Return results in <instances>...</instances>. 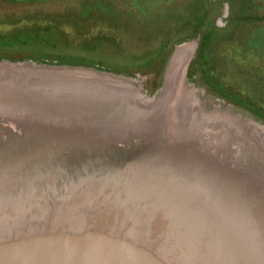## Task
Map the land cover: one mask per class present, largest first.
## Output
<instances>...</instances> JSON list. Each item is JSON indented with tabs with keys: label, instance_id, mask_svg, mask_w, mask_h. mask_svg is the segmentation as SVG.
Instances as JSON below:
<instances>
[{
	"label": "water",
	"instance_id": "water-1",
	"mask_svg": "<svg viewBox=\"0 0 264 264\" xmlns=\"http://www.w3.org/2000/svg\"><path fill=\"white\" fill-rule=\"evenodd\" d=\"M190 39L140 77L0 55V264H264V118Z\"/></svg>",
	"mask_w": 264,
	"mask_h": 264
},
{
	"label": "flooded vegetation",
	"instance_id": "flooded-vegetation-1",
	"mask_svg": "<svg viewBox=\"0 0 264 264\" xmlns=\"http://www.w3.org/2000/svg\"><path fill=\"white\" fill-rule=\"evenodd\" d=\"M31 16L89 26L100 18L152 41L151 49L128 55V61H113L114 56L95 50L106 58L96 60L126 71L145 61L157 62L176 41L196 37L191 69L200 72L209 88L264 118V0H0V21ZM58 35L51 36L61 40ZM70 49L66 51L75 50ZM71 56L100 58L86 53Z\"/></svg>",
	"mask_w": 264,
	"mask_h": 264
},
{
	"label": "rangeland",
	"instance_id": "rangeland-1",
	"mask_svg": "<svg viewBox=\"0 0 264 264\" xmlns=\"http://www.w3.org/2000/svg\"><path fill=\"white\" fill-rule=\"evenodd\" d=\"M110 22L111 21L109 20H101L99 18V20H95L93 26H89L87 24L80 25L75 23L74 21L68 20L50 18L38 19L35 16L28 17L23 21L1 20L0 44L8 43L10 44V46H0V55L2 57L11 59H28L49 63H86V65H93L99 68L120 72L126 75L138 74V77H140L141 75L139 73H135L136 70L151 68L152 65H155L162 61V58H160L157 62L151 61L152 63L148 64V62L146 63V61L144 60V65L138 66V68L133 71H126L119 70L117 69V67L112 66L105 61L101 62L99 60H96L105 57H102L101 55L98 56L95 50H104L106 53L114 56V58H112L113 61L116 59H120L121 61H128L130 60V58H125L128 55H142L146 52L147 49L152 48L153 42H150L149 39L140 40L135 34L127 32L121 27H116ZM52 34H59L58 37H60L61 40L53 39V36H51ZM49 38H52L54 41ZM191 39L196 41L197 47L196 37ZM46 40L49 41L46 42ZM68 47H71V49L75 50L66 51ZM106 50H109L111 52ZM73 52H75V54L86 53L92 56H98L100 58H92V60L81 59L79 58V56H71L75 55ZM196 69H199L198 64L196 66ZM191 72V77H196V74H200L198 70L194 69H192ZM150 76L151 74L147 75L145 78Z\"/></svg>",
	"mask_w": 264,
	"mask_h": 264
},
{
	"label": "trees",
	"instance_id": "trees-1",
	"mask_svg": "<svg viewBox=\"0 0 264 264\" xmlns=\"http://www.w3.org/2000/svg\"><path fill=\"white\" fill-rule=\"evenodd\" d=\"M53 40V39H52ZM49 41V40H48ZM47 40H46V42H48ZM54 41V40H53ZM53 45V44H52ZM0 46H10V44H8V43H2V44H0ZM54 46V45H53ZM55 47V46H54ZM80 64H83V63H80Z\"/></svg>",
	"mask_w": 264,
	"mask_h": 264
},
{
	"label": "bare ground",
	"instance_id": "bare-ground-1",
	"mask_svg": "<svg viewBox=\"0 0 264 264\" xmlns=\"http://www.w3.org/2000/svg\"><path fill=\"white\" fill-rule=\"evenodd\" d=\"M186 48H184V49H181L180 51V55H182L183 54V52H185L186 50H185ZM186 53V52H185Z\"/></svg>",
	"mask_w": 264,
	"mask_h": 264
}]
</instances>
